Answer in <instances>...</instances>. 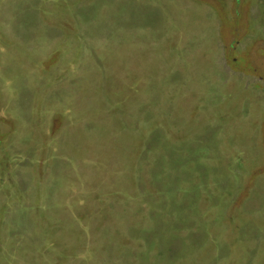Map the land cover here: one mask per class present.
Instances as JSON below:
<instances>
[{
    "label": "rangeland",
    "instance_id": "rangeland-1",
    "mask_svg": "<svg viewBox=\"0 0 264 264\" xmlns=\"http://www.w3.org/2000/svg\"><path fill=\"white\" fill-rule=\"evenodd\" d=\"M0 264H264V0H0Z\"/></svg>",
    "mask_w": 264,
    "mask_h": 264
}]
</instances>
